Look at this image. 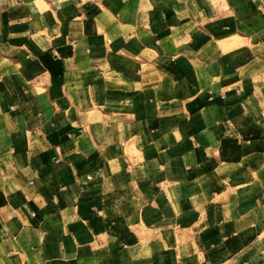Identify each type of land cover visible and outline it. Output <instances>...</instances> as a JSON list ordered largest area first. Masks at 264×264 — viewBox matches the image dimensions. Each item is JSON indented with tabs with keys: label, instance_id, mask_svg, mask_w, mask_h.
Masks as SVG:
<instances>
[{
	"label": "crops",
	"instance_id": "crops-1",
	"mask_svg": "<svg viewBox=\"0 0 264 264\" xmlns=\"http://www.w3.org/2000/svg\"><path fill=\"white\" fill-rule=\"evenodd\" d=\"M0 264H264V0H0Z\"/></svg>",
	"mask_w": 264,
	"mask_h": 264
}]
</instances>
